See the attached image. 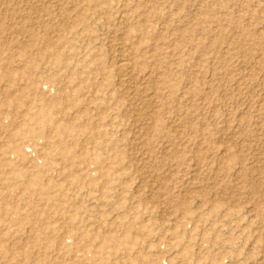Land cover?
Segmentation results:
<instances>
[{
  "label": "rangeland",
  "instance_id": "obj_1",
  "mask_svg": "<svg viewBox=\"0 0 264 264\" xmlns=\"http://www.w3.org/2000/svg\"><path fill=\"white\" fill-rule=\"evenodd\" d=\"M0 264H264V0H0Z\"/></svg>",
  "mask_w": 264,
  "mask_h": 264
},
{
  "label": "bare ground",
  "instance_id": "obj_2",
  "mask_svg": "<svg viewBox=\"0 0 264 264\" xmlns=\"http://www.w3.org/2000/svg\"><path fill=\"white\" fill-rule=\"evenodd\" d=\"M8 1V0H7ZM4 2V1H3ZM42 2V1H41ZM40 2V3H41ZM43 3V2H42ZM51 3V2H50ZM8 4V3H7ZM5 5V4H4ZM43 5V4H42ZM46 5V4H45ZM34 8V7H33ZM37 8V7H36ZM43 9V8H42ZM3 16H4V14H3ZM27 46V45H26ZM25 46V47H26ZM23 51V50H22ZM12 59V58H11ZM30 59V58H29ZM13 60V59H12ZM7 63V62H6ZM131 64V63H130ZM132 66V65H131ZM130 66V67H131ZM122 69L124 70V71H127L128 72V70H130V68L127 66V62H126V64L124 63V65H122ZM20 70V69H19ZM122 70V71H123ZM121 71V70H120ZM119 71V72H120ZM120 74H122V73H120ZM128 74V73H127ZM131 74V73H130ZM126 75V74H125ZM133 75V74H132ZM123 77V76H122ZM131 77V76H130ZM127 78V77H126ZM130 81V80H129ZM154 81V80H153ZM18 82V81H17ZM133 82V81H132ZM9 83H11V82H9ZM131 83V82H130ZM156 83V82H155ZM120 84V83H119ZM124 87V86H123ZM11 90V89H10ZM10 90H9V92H10ZM24 91V90H23ZM27 91V90H26ZM128 91V90H127ZM156 92V91H155ZM8 95V94H7ZM150 95V94H149ZM150 118V117H149ZM155 119V118H154ZM153 121V120H152ZM148 132V131H147ZM147 134V133H146ZM150 135V134H149ZM16 251V250H15Z\"/></svg>",
  "mask_w": 264,
  "mask_h": 264
}]
</instances>
